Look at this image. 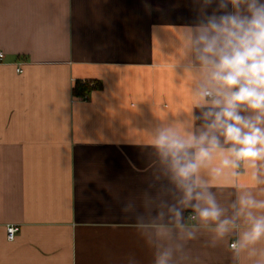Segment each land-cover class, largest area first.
Returning <instances> with one entry per match:
<instances>
[{
  "label": "crops",
  "instance_id": "crops-1",
  "mask_svg": "<svg viewBox=\"0 0 264 264\" xmlns=\"http://www.w3.org/2000/svg\"><path fill=\"white\" fill-rule=\"evenodd\" d=\"M195 7L0 0V264H154V217L162 201L175 200L150 142L162 126L201 124L181 36ZM239 171L220 179L202 173L227 217L241 190L264 199V184L243 165ZM194 215L183 209L197 239L180 240L177 229L172 241L184 244L180 264H252L232 258L236 230L210 247L211 233ZM7 226L18 229L13 241Z\"/></svg>",
  "mask_w": 264,
  "mask_h": 264
},
{
  "label": "clouds",
  "instance_id": "clouds-1",
  "mask_svg": "<svg viewBox=\"0 0 264 264\" xmlns=\"http://www.w3.org/2000/svg\"><path fill=\"white\" fill-rule=\"evenodd\" d=\"M193 3L196 15L181 36L185 66L195 80L192 108L201 113L193 119L201 124L197 131L189 130L190 124L183 130L162 126L150 142L172 186L167 194L175 200L162 201L154 217V264H180L188 258L184 244L172 243L177 229L180 240L197 239V230L184 223V208L193 209L192 219L208 228L210 247L236 230L237 238L228 244L233 260L246 255L252 264H264V248L257 247L264 241V199L241 190L231 205L233 215L227 217L211 191V180L202 174L207 170L212 179L236 177L243 165L256 184H264V0ZM145 9L152 11L150 4ZM217 157L219 163L213 165Z\"/></svg>",
  "mask_w": 264,
  "mask_h": 264
},
{
  "label": "built area",
  "instance_id": "built-area-1",
  "mask_svg": "<svg viewBox=\"0 0 264 264\" xmlns=\"http://www.w3.org/2000/svg\"><path fill=\"white\" fill-rule=\"evenodd\" d=\"M4 61V54L0 51V63H3ZM18 73H21V69L18 68L17 69ZM84 84H86V82H84ZM88 100V96H85L83 101H87ZM193 216H191L192 219ZM18 229L15 226H7L6 229V235H7V240L8 241H13L15 240L16 234H17Z\"/></svg>",
  "mask_w": 264,
  "mask_h": 264
},
{
  "label": "trees",
  "instance_id": "trees-1",
  "mask_svg": "<svg viewBox=\"0 0 264 264\" xmlns=\"http://www.w3.org/2000/svg\"><path fill=\"white\" fill-rule=\"evenodd\" d=\"M78 85L76 86V89H77ZM87 88H83V91H86Z\"/></svg>",
  "mask_w": 264,
  "mask_h": 264
}]
</instances>
